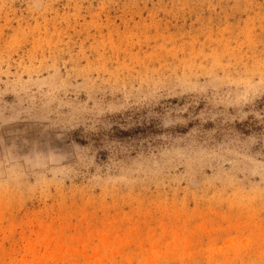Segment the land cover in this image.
I'll list each match as a JSON object with an SVG mask.
<instances>
[{"label": "rangeland", "instance_id": "rangeland-1", "mask_svg": "<svg viewBox=\"0 0 264 264\" xmlns=\"http://www.w3.org/2000/svg\"><path fill=\"white\" fill-rule=\"evenodd\" d=\"M0 264H264V0H0Z\"/></svg>", "mask_w": 264, "mask_h": 264}]
</instances>
